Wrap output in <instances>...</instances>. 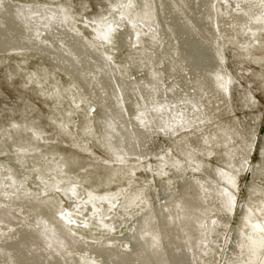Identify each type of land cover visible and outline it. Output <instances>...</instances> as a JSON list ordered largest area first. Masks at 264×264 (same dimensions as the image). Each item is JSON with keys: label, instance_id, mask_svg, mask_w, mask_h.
I'll return each mask as SVG.
<instances>
[{"label": "bare ground", "instance_id": "obj_1", "mask_svg": "<svg viewBox=\"0 0 264 264\" xmlns=\"http://www.w3.org/2000/svg\"><path fill=\"white\" fill-rule=\"evenodd\" d=\"M4 1L5 0H0V15H2L1 18L2 20H0V55L19 53V52L21 54H28V55L31 54L28 59L36 58L38 60L37 62L38 64L36 63L33 66L32 70H28V69L18 70L17 69L18 67L16 68L17 72L20 74L19 76H21L20 79L22 80L20 82V85L25 87V85L27 84H32L33 82L40 80L42 83L45 84L46 89L44 90L43 87L40 89V86L36 85L39 87V89L36 90L40 93L39 98L45 99L47 97L48 98L55 97V101L56 103L58 102L57 103L58 105H61L62 101H65L67 104V110H66L67 112L62 111L61 112L62 115H61L58 111L60 120L58 119V128H57L58 130L56 134L55 135L48 134L41 139H43L46 142H52L57 135L63 133L65 134L66 132H69L68 128L70 126V122L68 123L67 120L70 117V115L74 114L76 119L74 120L73 124L75 125L76 123V129L77 128L80 129L79 127H81L86 139L89 138L91 139V142L94 141L96 145L104 151V155L105 154L110 155L113 158L116 157L115 158L116 160L121 161L119 164H121L126 160L129 161L130 159L131 160L133 159V161H139L143 158H146L145 156H149L150 154L152 155L153 154L152 152H154L153 148L151 149L148 146V143L146 142V139L149 137V133H151V128L153 127V125H155L157 127V130H159L160 132L170 129L172 127L181 128L185 126L188 127V125L192 126V124L188 123L186 119L187 117L186 114L191 113L193 117L197 118L200 117L199 115H201V112L203 110L204 112L209 111V113L207 112V115L210 118L209 120L212 119L218 123V126H220L219 127L220 132L218 133V135L220 134V139L221 141H224L226 146L227 145L228 147L230 146L228 150H232V151H228L227 153L220 152L219 154V152L214 150V148L211 146L210 140L204 139L203 137L199 138L198 137L199 134L197 133L198 134L197 136L195 132V136L193 135L195 138L194 140L195 142L192 139L188 138L187 140L188 144L193 145L195 143L196 145L199 146L198 149L199 152L201 154H207L208 156L203 157L196 153L192 155L193 157L191 158V160L195 159L194 160L195 162L197 161L200 162V160L202 161V159L207 160L208 157H211L212 159L214 158L216 161L215 165L212 166L208 165L206 172L208 171V169H212V171H216V175L218 174L219 178L222 181H226L227 179H229V177L227 176L229 170L232 169L233 167H236L240 170L237 173L235 172V174L238 175L245 170L247 160H249L250 153L256 141L255 138L256 129L254 127H251L249 128V130L245 132H241L237 128L235 121L231 120L230 122H220L217 120L218 116L214 117V112L222 108L225 103L228 94L229 78L224 73L221 54L219 53L220 55L218 56L214 50L215 45L212 44V42L214 43V41L211 42L209 36H205V34L208 35L211 34L210 29L214 34H216L214 29L215 26L213 25L214 20L212 22H209L213 12L212 0H189L190 1L189 8L192 12L193 15L192 17H194L192 21L196 25H199L198 33L197 31H195L194 27H192L193 25L191 26L189 24L190 23L188 22L189 20L186 22L183 18H181L182 17L181 15L179 14L176 15L172 25V36L176 38V42H177L175 46L171 44L172 41L170 39V36H167L166 34H165V38L168 41H166V43L163 46H160V44L153 38L150 39L143 38L144 33L142 29L137 27L131 29L133 26L129 28L128 27L129 25L127 23L123 24V26L120 27V29L117 31L114 44L105 45L106 46L105 50L108 51V53H114L112 51L115 50L124 51L120 59L121 61L119 60L120 63L118 64L108 62L105 56L103 55L102 51L98 50V48L104 46L106 41L104 42L101 41L98 42L97 44L90 45L85 39V37L79 32V30L76 27H74V25L67 19L66 15H64L61 9H59L56 6H51L48 4V2L53 0H47L48 2L45 1L46 3L43 0L39 1V3H34V0H28L30 4L23 3L24 0H19L20 4L19 3L16 4L14 2L12 3L8 0H6L5 2ZM132 1H133L132 3L137 7V11L136 10L133 11L131 9L129 10V6H127V8H125L126 10H123L122 14L125 15L126 17V15L130 13L129 15L130 17L128 16L130 18L129 19L130 22H132V20H135L136 22L138 21V23L141 22L142 24L144 23L150 26L151 23H153L152 20L155 15L149 13V10L147 11V8L149 9V7L151 6L149 5L144 6L142 4L143 0H132ZM155 1L156 3L158 1L161 2L162 6H164L165 8H169L172 0H155ZM182 1L187 2L186 0H182ZM220 1L223 2L220 3V15L224 16L226 14H229L230 9L232 10L233 9L232 7L235 6V2L231 0L229 4H227L228 7L225 8L224 5L226 4L227 0H220ZM246 3L248 5L247 6L248 12H245L246 14L238 15L236 19L238 20V22L245 25V27H243V30L246 31L249 29L248 34L250 35L249 36V40H250V39H255L257 30L261 29L264 26V0H253V1L248 0ZM186 5L188 6V4ZM152 7L151 10L153 9L154 11V7L153 8ZM155 7H156L155 10H159L158 4H155ZM245 15H247L248 18ZM253 23L255 25L254 27L252 26ZM156 25H158L161 28L162 24H160L159 16H158V24ZM225 25L227 26L229 24L225 23ZM246 25H248L249 27H246ZM235 26L233 27L234 29ZM230 32L228 31V33ZM42 33H44L45 36L47 34L48 36L50 35V37L53 38L54 35H58V34L64 35L69 40L68 42L67 41L63 42V40L62 41L58 40L56 42H53V40L55 41V39L52 40L49 37L48 38L44 37L47 40L45 39L41 40L39 37L40 34ZM136 37H137V42H135ZM227 37L228 36H226V38ZM50 39L52 41H50ZM229 39H230V35H229ZM133 42H135V45H137L136 43H138L140 50H138V52H136L135 54L131 55L130 49L133 48L131 47ZM233 43H235V41ZM225 44L227 43H224V45ZM97 45L98 47H96ZM94 46L97 48V50L94 48ZM173 46L175 48L177 46V49L175 50L182 52V55H179L178 58L173 56L177 58V60L175 61L174 59V62L171 65H169L163 72L169 73V75L173 74V76L176 77V73L179 72L178 70L179 64L185 63L186 65H188L186 67H190L187 73L188 75L187 77H189L188 78L189 80L188 83L185 84V86L183 87L184 88L183 90L181 89L178 90L173 84L167 85L166 83H164L163 86L160 85V83L162 82V78H160L159 75L162 73L156 72L155 69L153 70V67L145 66L146 62L144 61V59L148 58L145 56V52H152L156 54V62H158L159 64L161 61H164V59L169 54V52L174 49ZM221 46L222 45L220 41V50H221ZM250 46H252V44ZM152 56L155 55H151V57ZM168 63L169 62L167 61V64ZM56 73L65 77L66 82L59 83V81L56 79V75H54ZM127 73L129 74V76L128 75L126 76ZM130 73L135 74V76L130 77ZM91 74L94 75L98 74L101 75L102 77L100 78L101 80L96 79L99 80L100 82L97 83L100 85V90H101L100 92H98L97 96H100L101 99L105 101V104L102 106L101 105L95 106L91 104L93 100L90 99V95H89L90 92L88 91V88L91 87L90 85L92 83L90 77ZM117 74L121 75L122 79L126 82L124 86H122V89L124 90L125 94L129 95V98L133 100L130 102L132 103L130 104L131 108L129 110L126 109V112H124V113H130L129 114L130 118H128L130 123L126 120V118H124L123 111L121 108V103L116 97L117 95H115L114 88L112 85L113 84L112 79L115 77V75L117 76ZM9 77L10 76H8L7 78ZM199 78H202L204 80L205 83L204 86H206L207 89L201 87L200 84L201 79L199 80ZM224 81L226 82V85ZM50 86L51 88H49ZM140 86L145 87L147 90V94L145 93L146 96L143 94L142 95L143 100L141 99L142 100L141 102H143L145 106H147L148 108L147 113L145 112L144 108L140 106V103L138 102L139 101L138 99L140 98L139 97L136 98L135 90L137 87H139L138 89L140 91L141 88ZM204 89L206 90V92L207 90L211 91L214 97L216 95L217 96L219 95L218 97H220V102H219L220 104L218 102L214 103V100L201 101L202 100V99L200 100V98L202 97L201 93L205 91ZM83 96L88 97L90 102L89 103L88 102L85 103V101L81 102V100H84ZM145 97L147 100L145 99ZM163 97H166L165 102L162 101ZM244 97L245 96L241 97L239 103V106L241 107L245 106V103L242 102V99ZM154 98L157 99L159 105H154L149 103L150 105L149 106L148 104H146V101L152 100ZM245 98L250 103V96L249 97L246 96ZM124 105L125 104H123V106ZM177 105H181L184 109V112L187 113H181L180 111L173 109V106H176L178 108ZM85 106L89 107V109H91L90 107H92V110L87 113L85 112V114L83 115L82 114L79 115L78 111L82 110ZM224 115H226L225 112ZM152 120H153V125L150 124V121ZM250 120L255 122L256 119L251 117ZM29 121H27L26 119L25 122H21V125L18 128L20 130V133L16 136V138L12 135H10L9 137V139L13 143L12 144L9 143V145H7L6 147L9 148V151L12 152L13 154L15 155L17 154V156L18 153L30 154L29 151L31 149L30 150L25 149L23 151L24 148L21 146L20 143L22 138L32 137L35 134L34 130L31 129L32 125H30ZM197 121H199V119ZM45 122H47L48 124V120ZM211 123H215V122L211 121ZM11 125L12 123L10 124V126ZM210 125L208 126L209 128H211ZM130 126L134 128H131ZM76 129L70 131L71 133L70 136L68 137V139H70L69 145L72 146V148L74 147L79 152L89 153L90 148L86 146V140H82V141L80 140L81 137H79L78 130L76 131ZM228 129H230V131H235V133L238 135L237 138L233 139L234 142L233 146H231L232 143L231 144L226 143L228 139H226L227 135L226 136L224 135L225 133H229L227 131ZM170 131L171 130H169V132ZM196 131H198V129ZM159 133L157 132V134ZM192 134H194V131L192 132ZM203 134L202 136L205 135ZM74 137H76V141H74ZM239 139H241V141H238ZM223 144L221 143L219 144L220 146L222 145L220 147V150L222 149ZM30 148H33V146L30 145ZM154 148H156V146ZM248 149L251 150L249 151L250 153L247 152ZM179 151L178 153L180 155L179 157H181L180 159L174 157L172 154L169 155L171 156L169 157V159L170 160L177 159L183 161L185 159V156ZM242 152L245 153L246 155L248 154V157ZM188 155L191 156V154ZM195 155L199 157H195ZM257 158L258 161L257 164H255V170L253 172V176L256 177L264 173V137L260 142ZM101 159L103 161L104 160L106 161L108 159L109 161L112 158L111 157L107 158L105 156H102ZM239 162L241 163L239 164ZM54 167H55L54 171L56 175L60 174L61 171H63V167L61 166V164H55ZM230 173L229 175H231ZM238 175H236L237 176L235 178L236 181ZM3 176L5 177V175ZM9 180L12 183L16 181L12 178H10ZM209 180H207L206 177L192 178L189 180L182 179L183 181L182 184L179 183L177 185L178 187H176L174 190H171L170 186H169L170 188H168L167 185H166L167 188L164 185L161 186L162 187L161 190L159 192L157 191L158 192L157 196H155L158 197L159 199L158 202L159 208L158 209L156 208L158 205L154 203L155 200L153 199V201H151L153 209L151 211L143 212L142 214L138 215L136 219H134L135 218L134 216H133L134 218L131 217L132 216L131 211H133L135 208L140 206V200L142 199L143 194L144 195L145 193L153 194L154 187L153 188H147L145 186H143V188L133 187V190L128 188L125 191H119L118 196L120 195L119 196L120 200L116 202L115 205L117 204L119 206V210L122 213H126L130 217L129 220L131 221V225L129 226L128 232L123 237H120L125 240L124 242H126V246L124 247V249L118 248L117 246L116 248L112 247V244L117 242V240H114L111 237L107 239L106 237L102 236L103 238L102 237L101 238L104 242L97 241V243L91 244L81 239H78V237H74L75 235L73 236L69 232L66 225L64 224L65 222L60 218V215H57L59 209H61V202L59 197L54 192H52V190L54 191L55 189L51 184L57 183V179L55 176L48 178V180L46 179L45 180L46 185L45 183L40 182V184L35 187L36 196L34 195L28 196L27 194H23L22 188H19L18 185L16 184L17 186L15 187L17 188H14L15 191L13 190L14 195L13 197H11V200L9 199L10 200L9 205L7 207H4L5 204L4 206L3 205L1 206L0 204V230H4L7 227L14 229L13 234L11 236H9L8 234L9 237L4 236V238L6 237V239L0 243V264H79L81 260L80 261L77 260L78 258L75 257L76 256L75 251L97 256L98 258H100V264H213L214 262L213 258L215 256V253L217 252L216 249L213 251L211 250L210 253H206V254L205 252L202 253L204 256L201 260L199 259L198 256L199 251L202 252L203 246L207 244L208 238L206 236L209 235H206L208 234L206 233V229L209 228V225L212 224L211 221L213 220L212 213L214 212V210L212 209V206L209 204L207 200L208 194L212 196L213 200L214 197L215 200L217 199L215 206L216 212L218 211L221 214L223 213L227 218L229 216L231 219L235 221V226H237L238 229L237 228L234 229L233 238L235 244L237 245V248L241 250L244 248L247 251V255L248 254H251V256L254 255L257 261L259 259L258 263L255 261L252 262L251 264H264V246H263L264 221L261 222V220H259L260 218L257 217V216L260 217L262 215L264 216V209L261 206V203L264 200L262 201L259 200L258 204H256L254 207L248 206L249 209L247 210L241 209V211H243L242 213L239 212L241 219H236L234 218L235 216L232 217V208H230V205L232 207V202L234 199L233 191L230 190L232 192L228 194L226 190L221 188L222 185L220 187L215 186V184H213L214 182L211 183L212 180L211 181ZM236 181H234L233 187H236ZM147 190L149 192H147ZM253 190L254 189H252L251 191L253 192ZM82 191L83 192L81 193L80 191L78 192V190L72 189L71 194L69 193L70 195H68V201L70 202V206L74 207L75 209L79 208L77 207L78 206L77 202H80L84 198H85L84 200L85 202L87 200H102V199L104 202V198L108 197V194L101 192L99 193L98 191H94L92 189L82 190ZM255 192L257 193V191ZM137 196H139L141 199ZM136 197L139 198V200ZM213 200L212 202H214ZM5 202L6 201L4 200V203ZM17 206L21 209H24V206H27L28 210L29 208L32 207L35 209V211H37L36 209H38V211L40 209V211L39 212L33 211L31 214L27 211L30 214L28 215L30 220L29 222L26 223L25 218H27L28 216L24 217L23 215H20L19 214L20 212H18L19 210L15 209ZM246 206L243 208H246ZM92 208L94 207L92 206ZM114 215H117V212ZM95 219L91 220L94 224L96 221ZM113 219L114 221L112 220L108 221V224H106L110 228L115 227L119 223L116 221L115 216ZM219 221L220 222L217 223L220 226L221 224L219 223H221L222 221L221 220ZM212 225H214V223ZM99 237L100 236H96L97 239ZM212 241H214V239ZM208 254L212 255L213 258L212 259L208 258L209 256L206 257ZM242 255L243 254H241V256ZM234 261L235 260H233V262ZM246 263L248 264V262ZM235 264H237V262H235Z\"/></svg>", "mask_w": 264, "mask_h": 264}, {"label": "rangeland", "instance_id": "obj_2", "mask_svg": "<svg viewBox=\"0 0 264 264\" xmlns=\"http://www.w3.org/2000/svg\"><path fill=\"white\" fill-rule=\"evenodd\" d=\"M8 1H10L12 3L14 2L16 4L19 3V0H8ZM39 1H41V0H34V3H39ZM43 1L45 2L47 0H43ZM186 1L187 2H184L182 0H172L170 7L165 8L164 6H162L161 2H159V1L156 3L155 0H143L142 4L144 6L149 5L151 7L152 6L154 7V11H153V9L151 10V7H149V9L147 8V11L149 10V13H151L152 15L155 14L154 18L152 20L153 23H151L150 26H148L144 23L142 24L141 22L138 23V21L136 22L135 20H132V22H130V20H129L130 19L129 18L130 13H128L126 15V17H125V15L122 14L123 10H126L125 8H127V6H129V10L131 9L133 11L134 10L137 11V7L132 3L133 2L132 0H53V1H50V2L47 1V2L49 5L56 6L59 9H61V11L64 13V15H66L67 19L74 25V27H76L79 30V32L85 37V39L87 40V42L90 45L97 44L98 42H101V41H103V42L106 41L107 43L105 42L104 46L101 48H98V50L102 51L103 55L105 56V58L107 59L108 62L118 64L121 61L120 59H121L124 51L123 50H121V51L115 50V51H112L114 53H108V51L105 50V47H106L105 45H113L114 44V40H115V36L117 34V31L125 23H127L129 25L128 26L129 28H131L133 26L131 29H134L135 27L142 29L143 33H144L143 38H145V39L153 38L154 40H156L160 44V46H163L166 43V41H168L165 38V34L167 36H170V39L172 41L171 44H173L174 46L177 44L176 38L174 36H172V25L174 22V18L176 17L177 14L181 15L182 16L181 18H183L186 22L189 20L188 21V22H190L189 24L191 26L193 25L192 27H194L195 31H197V33H198L199 25H196L192 21V19L194 17H192L193 15H192V12L189 8L190 7V5H189L190 1L189 0H186ZM230 1L231 0H227L226 4L224 5L225 8L228 7L227 4H229ZM232 1L235 2V6L232 7L233 8L232 10L230 9L229 14H226L223 16V15H220V3H223V2L220 0H214V1L212 0L213 12H212V17L209 20V22H212L214 20L213 25L215 26L214 29H215L216 34H214L210 29L211 34L210 35L205 34V36H209V39L211 40V42L214 41V43L212 42V44L215 45L214 50L218 56L221 54L222 62H223V70H224V73L229 78L228 94H227L225 103H224L222 108H220L218 111L214 112V117L218 116L217 120L220 122H230L231 120L235 121L236 123L235 122L234 123L237 125V128L241 132H245V131L249 130V128H251V127H254L256 129V135H255L256 141L254 143V147H253L252 151L250 149L247 150V152L251 151V153L249 152L250 157H249V160H247V164H246L245 170L243 172H241L239 175L235 174V172L237 173L240 170L236 167H233L232 169H230L231 171L229 170V173L231 172L230 173L231 175H229V173H228V176H227V177H229V179H227L226 181H222L219 178V175L218 174L216 175V171H212V169H208V171L206 172L208 165H210V166L215 165L216 161L214 158L212 159L211 157H208L207 160L202 159V161L200 160V162L199 161L195 162L194 161L195 159L191 160V158L193 157L192 155H194L196 153L199 154L200 156H203V157L208 156L207 154H201L198 150L199 146L196 145L195 143L193 145L188 144V141H187L188 138L192 139L193 141L195 140V138H194L195 132H196V134L197 133L199 134V136L197 134V136L199 138L203 137L204 139L210 140L211 146L214 148V150L219 152V154H220V152L221 153H227L228 151H232V150H228L230 148V146L229 147H228V145L226 146L224 141H221L220 134L218 135V133L220 132V128H219L220 126H218V123L212 119L209 120L210 118L207 115V112L209 113V111L204 112L203 110L201 112V115H199L200 117H197V118L193 117V115L191 113L186 114V116H187L186 119H187L188 123L192 124V126L188 125V127L187 126L181 127V128L180 127L179 128L178 127H172L170 129H167L165 131L160 132L159 130H157V127L155 125H153V120L150 121V124L153 125V127L151 128V133H149V137L146 139V142L148 143V146L151 149L153 148L154 152H152L153 153L152 155L150 154L149 156H145L146 158H143L144 160L143 159L139 160L141 162L133 161V159L132 160L130 159L129 161L126 160L127 162L124 161L121 164H119L121 161L116 160L115 159L116 157L113 158L110 155H106V154L104 155V151L101 148H99L94 141L91 142V139H89V138H87L89 140L86 139V137L83 134V130L81 129V127H79L80 129H78V128L76 129V123H75V125L73 124L74 120L76 119L74 114L70 115V117L67 120L68 123L70 122V126L68 128L69 132H66L65 133L66 135L64 133L57 135L52 142H46L41 138H44L48 134H53V135L56 134V132L58 130L57 129L58 128V119L60 120L59 113L62 115L61 112L62 111L65 112L67 110V104L65 101H62L63 105L62 104L58 105L57 104L58 102L56 103V101H55V97H49V98L44 97L45 99L39 98L40 93L38 91H36L39 89L38 86H40V89L42 87L44 90L46 89L45 84L42 83L40 80L33 82L32 84H27V85H25V87L20 85V82L22 80L20 79L21 76H19L20 74L17 72L16 68L18 67L17 68L18 70H22V69L32 70L33 66L38 62V60L36 58L35 59H28L31 54H29V55L28 54H21L20 52L19 53H12V54H2V55H0V134L2 133L0 135V169H1L0 170V176H1L0 177V204H1V206L2 205L4 206V204H5L4 207H7L9 205L11 197H13V195H14L13 190L15 191L14 188H17L15 186L18 185L19 188H22L23 194H27L28 196H31V195L36 196L35 195L36 194L35 193V191H36L35 187L37 185H39L40 182L45 183V185H46L45 180L46 179L48 180V178L55 176L57 179V183L51 184L53 186V188L55 189L54 191L52 190V192H54L59 197L60 202H61V209H59L57 215H60V218L65 222L64 224L66 225L69 232L73 236L75 235L74 237H78V239H81V240L88 242V243H91V244L92 243L95 244V243H97V241L104 242L102 240L103 237H106L107 239L109 237H111L112 239L117 240V242L112 244V247L116 248V246H117L118 248L124 249V247L126 246V242H124L125 240L123 238H120V237H123L128 232L129 226L131 225V221L129 220L130 217L126 213H122L119 210V206L117 204L115 205V203L120 200V198H119L120 195L118 196L119 191H125L128 188L133 190V187L134 188H143V186H145L147 188H153L154 187L155 190L153 189V194H146L145 193V195L144 194L142 195L143 200L139 196H137L141 200H140V206L135 208L133 211H131V213H132L131 217L134 216L135 217V218L133 217L134 219H136V217L138 215L142 214L143 212L151 211L153 209L152 208V202H151V201H153V199L155 200L154 203L156 205H158L157 207L156 206L155 207L157 209L159 208V203H158L159 199H158V197H155V196H157V193L161 190V188H162L161 186L164 185L166 188L168 186V188L171 187L170 189L174 190L176 187H178L177 185L179 183L182 184V182H183L182 179L189 180L192 178L206 177L207 180H209V179H210L209 181L212 180L211 183L214 182L213 184H215V186L220 187L222 185L221 188L226 190V192L228 194H230V192L233 191L234 199L232 202V207L230 205V208H232V217L235 216L234 218H236V219H241L240 215H239L240 214L239 212H241V213L243 212V211H241V209L247 210V209H249V207H254L256 204H258L259 200H261V201L264 200V193H263L264 192V173L262 175H259L260 177L259 176H257V177L253 176V172L255 170V164H257V161H258L257 156H258V151H259V147H260V142H261L262 138L264 137V32H263L264 26L262 27L263 29L261 28V29L257 30L255 39L249 40V36H250L248 34L249 29L246 31L243 30V27H245V25L241 24L236 19L238 17V15L246 14L245 12H248L247 11L248 5L246 3L248 0H243V1L242 0H232ZM237 1H239V2H237ZM251 1H253V0H251ZM23 3L30 4V2H28V0H24ZM155 4H158L159 10H155L156 9ZM180 4H181V6H180ZM186 4H188V6ZM174 6H176V7H174ZM178 9L180 12L178 11ZM158 16L160 19V24H162L161 28L158 25H156V24H158ZM245 16L248 18L247 15H245ZM1 18H2V15H0V20H2ZM133 21H134V23H133ZM1 23H2V21H1ZM225 23H228L229 25L226 26ZM234 26H235V29L233 28ZM252 26L253 27L255 26L254 23L252 24ZM246 27H249V26L246 25ZM228 31L229 32L231 31V32L228 33ZM243 32H244V34H243ZM229 35H230V39H229ZM226 36H228V37L226 38ZM44 37H47V38L49 37L52 40L55 39V41L53 40V42H56L58 40H61V41L63 40V42H65V41L68 42V40H69L64 35H59V34L54 35V38H53V37H50V35L48 36L46 34V36H45V34L42 33V34H40L39 38L41 40H43V39H45ZM233 37L235 40L233 39ZM51 39H50V41H52ZM45 40H47V39H45ZM219 40L221 41V45H222L221 50H220V41ZM225 41H228V42H225ZM232 41L233 42L235 41V43H233ZM135 42H137V37H136ZM135 42H133L131 45V47H133V48H131L132 50L130 49L131 55L135 54L136 52H138V50H140L138 43H136L137 45H135ZM224 43H227V44L224 45ZM242 44L245 46H243ZM249 44L250 45L252 44V46H250ZM174 46H173L174 49L169 52V54L166 56L164 61L160 62L162 65L160 63L158 64V62H156V54H154L152 52H145V56L148 57V58L144 59V61L146 62L145 66L153 67V70L155 69L156 72L162 73L159 75L160 78H162V82L160 83V85L163 86L164 83H166L167 85L173 84L178 90L179 89L183 90L184 89L183 87L185 86V84L188 83V80H189L188 79L189 77H187L188 76L187 73H188V70L190 67H186L188 65H186L185 63L184 64L180 63L179 69H178L179 72L176 73V77L173 76V74L169 75V73L163 72V71H165V69L169 65H171L174 62V59L176 61L178 56L182 55V52L175 50V49H177V46H176V48ZM96 47H98V45ZM96 47L94 46V48L97 50ZM215 47H217L219 49H217ZM234 50H235V52H234ZM236 53H237V55H236ZM151 55H155V56L151 57ZM173 56H175L177 58H175ZM167 58H168V60H167ZM251 59H253V60H251ZM154 60H155V62H154ZM167 61L169 62L168 64H167ZM57 73L54 75H56V79L59 81V83H65L66 78L60 74H57ZM127 75L129 76L128 73L126 74V76ZM6 76L7 77L10 76V77L7 78ZM94 76H96V77H94ZM117 76L115 75V77L112 79V83H113L112 85L114 88L115 95H117L116 97L118 98V100L121 103V108L123 111L124 118H126V120L129 122L128 118H130L129 117L130 113H124V112H126V109L129 110L131 108L130 104H132V103H130V102L133 100L131 98H129V95L125 94L124 90L122 89V86H124V84L126 82L122 79L121 75L117 74ZM134 76H135V74L130 73V77H134ZM183 76H186V77H183ZM90 77H91L92 83L90 85L91 87L88 88V91L90 92V93L89 92L88 93L90 95V99L93 100L91 102V104H93L95 106H97V105L102 106L105 104V101L103 99H101L100 96H97L98 92H100L101 90H100V85L98 84L100 82H99V80H96V79H100L102 77H101V75H98V74L97 75L91 74ZM200 79H201V81H200L201 87L207 89V87L204 86V84H205L204 80L202 78H199V80ZM47 82H48V80H47ZM224 83L226 85L225 81H224ZM36 85H38V86H36ZM97 85H98V88H97ZM116 85H118V86H116ZM140 87L142 88V89L140 88V91L138 89L139 87H137L135 90L136 98H138V97L140 98V99H138L139 100L138 102L140 103V106L142 108H144L145 112L147 113L148 112L147 106H145V104L143 102H141L143 100L142 95L143 94L145 95V93L147 94V90L145 87H142V86H140ZM49 88H51V86ZM204 92L201 93L202 94L201 95L202 97L200 98V100L202 99L201 101H206V100L213 101L214 100V103L220 102V97H218L219 95L218 96L216 95L214 97V95H212L211 91L207 90V92H206V90H205ZM150 93H151V91H150ZM242 95L245 97L250 96V103L247 101V99L245 97L242 99V102L245 103V106H243V107L239 106L241 97H243ZM52 96H54V95H52ZM204 98H205V100H204ZM83 99L84 100H81V102H83V101H85V103L90 102L88 97H86V96H83ZM145 99H146V97H145ZM152 100L146 101V104L149 105V103H150V104H154V105H159V102L157 101L156 98H154ZM162 101L165 102L166 97H163ZM122 102H124V103H122ZM123 104H125V105L123 106ZM53 105H54V107H53ZM82 105H84V104H82ZM177 106H178V108L176 106H173V109H176L177 111H180L181 113H187V112H184V109L181 105H177ZM90 108L91 109H89V107L85 106L82 110L78 111L79 115H81V114L83 115V114H85V112L86 113L90 112L92 110V107H90ZM246 108H248V109H246ZM38 111H39V113H38ZM58 111H59V113H58ZM224 112L226 115H224ZM250 116L256 119L255 122L250 120V118H251ZM26 119H27V121H29V119H30L29 122H30V125H32L31 129L34 130L35 134L32 137L22 138L20 141L21 146L24 148L23 151L25 149H28V150L31 149L29 151L30 154L18 153V156H17V154L15 155L12 152H10L9 148H7L6 146L9 145V143H11V144L13 143L9 139L10 135H12L16 138V136L20 133V130L18 128L21 125V122H25ZM198 119H199V121H197ZM47 120H48V124H47V122H45ZM200 120H202V121H200ZM211 121L215 122V123H211ZM11 123H12L13 127H12V125L10 126ZM205 124H208V125H205ZM15 125L18 127H16ZM199 125H200V127H199ZM202 125H204V126H202ZM209 125L211 128L208 127ZM131 128H134V127H131ZM73 129H76V131L78 130V134H79V137H81L80 138L81 141L86 140V146H88V148H90L89 153L79 152L74 147H73L74 148L73 149L72 146L69 145L70 139H68V137L70 136V133H71L70 131H73ZM181 129H182V131H181ZM197 129H198V131H196ZM213 129H214V131H213ZM169 130H171V131L169 132ZM177 130H180V131H177ZM193 131H194V134H192ZM227 131L229 133H225V135H224V136L227 135L226 139H228V141H226V143H228V144L232 143L231 146H233V144H234L233 139L237 138L238 135L235 133V131H230V129H228ZM157 132L158 133L160 132L163 136L160 133L157 134ZM169 134H171L172 136ZM202 134L204 136H202ZM232 134H234L236 136H234ZM187 135H188V137H187ZM151 136H152V138H151ZM169 136L171 139L169 138ZM177 136L179 139L177 138ZM170 140H171V142H170ZM74 141H76V137H74ZM238 141H241V139H239ZM179 142H182V143H179ZM150 143H152V144H150ZM184 143H186V144H184ZM220 143L221 144L224 143L221 150H220V147L222 145L220 146L219 145ZM30 145L33 146V148H30ZM171 145H173V146H171ZM175 145H177V146H175ZM178 145H181V146H178ZM155 146H156V148H154ZM84 147H85V145H84ZM178 151L181 152L185 156L186 160L184 159L183 161H181V160L173 159L174 160L173 161V160L169 159V157H171V156H169L170 154H172L174 157H177L180 159L181 157H179L180 155H179ZM83 153H85V154H83ZM230 153H232V152H230ZM186 154H187V156H186ZM188 154H191V156ZM243 154H245V153H243ZM101 155L105 156L107 158L111 157L113 160L110 159L109 160L110 162H109L107 159L106 161L109 163H107L105 160H104L105 161L104 162L101 159L102 158ZM246 156L248 157V154ZM188 157H189V159H188ZM195 157H199V156L195 155ZM217 162H218V160H217ZM240 163L241 162H239V164ZM55 164H61V166L63 167V171H61V173L58 175H56V173L54 171ZM32 165H34V166H32ZM168 166L169 167L171 166V167L169 168ZM185 166H186V168H185ZM173 172H174V174H173ZM207 173H209V174H207ZM3 175H5V177ZM236 175H238L237 181L235 180V178L237 177ZM195 176H197V177H195ZM254 177H255V179H254ZM10 178H12L16 181L12 183L9 180ZM230 178H231V180H230ZM175 180H177V181H175ZM233 180L236 181V187H233L234 186ZM162 181H163V183H162ZM175 182H177V183H175ZM230 182L232 184V187H231ZM57 184H58V186H57ZM232 188H234L235 190ZM72 189L78 190V192L80 191L81 193L83 192L82 190H91L92 189L94 191H98L99 193L100 192L106 193V194H108V197L104 198V202H103V199L102 200H87L85 202L84 201L85 198H84L80 202H77L78 203L77 207H79V208L75 209L74 207L70 206V202L68 201V195L71 194ZM252 189L257 191V193L254 190L252 192L251 191ZM148 190H147V192H149ZM230 190H232V191H230ZM7 193H8V195H7ZM113 195H115V196H113ZM5 196H6V198H5ZM139 198H137V199L139 200ZM4 200L6 201L5 203H4ZM207 200H208L209 204L212 206V209L214 210V212L212 213L213 220L211 221V223L212 224L214 223V225L210 224L209 228L206 229V233H208L206 235H209V236H206L208 238L207 239L208 241H207V244L203 246L202 252L199 251V254H198L199 259L201 260L204 256L202 253H204V252H205V254L210 253L211 250L213 251L216 249L217 252L215 253V256H214L215 259L212 257V255L208 254L206 256V257L209 256L208 258H211V259L213 258V260H214L213 264H229V262H230V264H235V262H237V264H247L246 262H248V264H251L252 262H255V261L258 263L259 259L257 261L256 258L254 257V255H252V256H251V254L247 255L246 249L243 248L242 249L243 251H242L241 249L237 248V245L235 244L234 238H233L234 237V235H233L234 229L237 228V226H235V221L233 219H231L229 216L227 218L223 213L221 214L218 211L216 212L215 206H216L217 199L215 200V197L213 200L212 196H210V194H208ZM212 200L214 202H212ZM146 201H147V203H146ZM90 202H91V204H90ZM211 203H213V204H211ZM96 204L98 205V207ZM91 205L94 208H92ZM243 205H245V206L247 205L246 208H243V207H245ZM261 206L264 209V201H262ZM15 209L19 210L18 211V212H20L19 214L23 215L24 217L30 215L33 211L34 212L40 211V209H39V211H38V209H36L37 211H35V209L32 207L29 208V210H28L27 206H24L25 210L19 208L18 206ZM83 209H85V210H83ZM110 209H113V210H110ZM20 210L21 211L23 210L24 213H23V211L21 212ZM89 210H90V212H89ZM104 210H106V211H104ZM87 212H89V213H87ZM116 212H117V215H114V214H116ZM112 214L115 216L116 221L119 223L115 227L110 228L106 224H108V221H111V220L114 221V219H113L114 216ZM220 214H221V216H220ZM94 215H95V217H94ZM257 217L260 218L259 220H261V222L264 221L263 215L260 217L259 216H257ZM92 219L96 220L95 221L96 225L91 221ZM29 220H30L29 216L27 218H25L26 223L29 222ZM219 220L222 221L221 223H219V224H221L220 226L217 223V222H220ZM9 228L10 227L5 228L4 230H0V237L3 239L2 240L0 238V243L3 242L6 239V237H9L13 234L14 229L13 228L9 229ZM8 234H9V236H8ZM4 236H6V237L4 238ZM96 236H100V237L97 239ZM216 238H218V239H216ZM213 239H214V241H212ZM215 241H217V242H215ZM209 245L211 246V249H210ZM263 246H264V244H263ZM207 247H208V249H207ZM75 252H76L75 257L78 258L77 260L78 261L81 260V262H79V264H100V258H98L95 255L80 253L77 251H75ZM241 254H243V255L241 256ZM84 257H85V259H84ZM241 258H243V259H241ZM233 260H235V261L233 262Z\"/></svg>", "mask_w": 264, "mask_h": 264}]
</instances>
